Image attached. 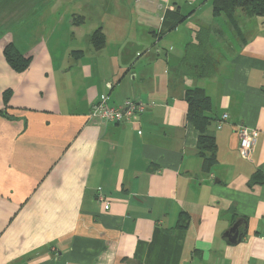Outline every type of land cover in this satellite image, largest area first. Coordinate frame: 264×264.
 Here are the masks:
<instances>
[{"label": "crops", "instance_id": "0c3cea01", "mask_svg": "<svg viewBox=\"0 0 264 264\" xmlns=\"http://www.w3.org/2000/svg\"><path fill=\"white\" fill-rule=\"evenodd\" d=\"M1 1V24L19 27L17 49L30 61L14 70L0 37V264H264V18L239 10L227 31L222 15L202 14L210 0H141L84 30L82 12L63 19L57 0L51 19H36L45 13L35 0H20L21 13ZM175 10L182 19L164 25ZM200 27L215 70L178 76ZM98 29L101 49L91 41ZM194 87L210 99L208 171L186 119ZM102 99L145 107L122 122L90 118ZM241 124L257 132L247 156ZM235 224L243 234L230 242Z\"/></svg>", "mask_w": 264, "mask_h": 264}, {"label": "trees", "instance_id": "16d2710c", "mask_svg": "<svg viewBox=\"0 0 264 264\" xmlns=\"http://www.w3.org/2000/svg\"><path fill=\"white\" fill-rule=\"evenodd\" d=\"M211 3L213 16L222 15L228 21L226 24L231 28L233 26L236 27V15L239 10H242L248 17L259 16L264 18V0H211ZM181 19L182 16L178 13V10L168 11L165 14L163 24L168 26L170 22L175 24ZM208 33L209 28L200 27L196 34L197 43L187 46L184 60L175 69L178 76L199 78L209 77L213 74L217 60L206 54ZM91 41L95 49L103 47L104 36L101 29L93 32ZM3 54L6 62L16 71L24 70L30 61V58L22 55L12 42L4 46ZM185 99L187 101L186 119L200 132L197 145L198 155L202 158L203 169L208 171L216 163L214 140L211 137L203 135L209 122V118L205 112L210 108V99L205 95L203 89L199 87L187 89ZM205 152L208 154L205 155ZM260 181L259 177L254 176L250 179L249 183L253 185ZM180 219L179 226L181 227L185 225L183 222L186 219L184 217Z\"/></svg>", "mask_w": 264, "mask_h": 264}, {"label": "rangeland", "instance_id": "374dc122", "mask_svg": "<svg viewBox=\"0 0 264 264\" xmlns=\"http://www.w3.org/2000/svg\"><path fill=\"white\" fill-rule=\"evenodd\" d=\"M137 1H141V0H57V4L60 5V15L59 17L63 18V19H67L69 20V14H72L73 12H77L79 11L80 13L82 12V14L84 15V18L87 21V23H89V27L85 26L84 30H90L91 28H96L97 24L99 22V18H101V16L107 12H118L120 15H126L129 14L131 10H127L125 9L128 8L126 6V4H132L133 6ZM173 0H163V2H161V5L163 4H172ZM180 6L185 7V5H183V1L182 0H175ZM204 0H198L195 5H192V7H196L197 5L201 4ZM2 2V1H1ZM144 2H148V0H144ZM4 3V8L6 9H13L15 12H19L21 13L23 10V4L20 5V0H5ZM35 3L38 4L40 10L42 12H44L45 14L42 13V15L40 17H36V19H51L52 14L56 11V9L54 8V4H55V0H35ZM136 5V4H135ZM35 6V5H34ZM137 6V5H136ZM200 10L202 12V14H205V16H207V18H210L211 16H213L212 14V3L211 0L208 1L207 3H205L203 6L202 4L200 5ZM191 7V8H192ZM190 8V9H191ZM5 12V11H2ZM104 14L102 16V20H101V24L106 23V21L108 20V16ZM127 16V15H126ZM220 17V16H219ZM258 17L259 16H254L253 20H255L256 22H258ZM2 20H0V32H1V40L5 39V42H10V40H15L14 43L17 46L16 43V34H17V29L19 27L13 26V25H2L1 24ZM93 23H95V25L91 26ZM25 28L26 32L22 35V40H25L27 38H29L28 34L29 32L27 31L28 26L22 27ZM50 31L54 28V27H50ZM226 30L228 31L229 29H231V31L234 30V26L231 28L230 26H228V24L225 25ZM237 32V31H236ZM50 33V32H48ZM238 33H235V36ZM227 36H233L230 34H226ZM62 36L65 37V41L68 44H75L76 42L79 41V39H77L76 37L73 36V34L70 33H66V31H64L62 33ZM79 44V43H78ZM80 44H83L82 41H80ZM18 48V46H17Z\"/></svg>", "mask_w": 264, "mask_h": 264}, {"label": "built area", "instance_id": "2783aa9c", "mask_svg": "<svg viewBox=\"0 0 264 264\" xmlns=\"http://www.w3.org/2000/svg\"><path fill=\"white\" fill-rule=\"evenodd\" d=\"M145 105L134 99H127L120 106L110 105L105 99L97 101L92 104L89 117L92 119H101L110 122H122L132 119L138 112L143 111ZM227 119V115L223 114L221 116V121ZM237 134L239 136V154L241 156H247L248 151L251 149L254 140L256 139L257 132L247 128L244 125H238Z\"/></svg>", "mask_w": 264, "mask_h": 264}, {"label": "water", "instance_id": "95a60500", "mask_svg": "<svg viewBox=\"0 0 264 264\" xmlns=\"http://www.w3.org/2000/svg\"><path fill=\"white\" fill-rule=\"evenodd\" d=\"M233 233V234H232ZM228 238L230 239V242H236L237 240L240 239V237L243 234L242 232L238 231V224H235L233 227H231L228 231L224 233Z\"/></svg>", "mask_w": 264, "mask_h": 264}]
</instances>
